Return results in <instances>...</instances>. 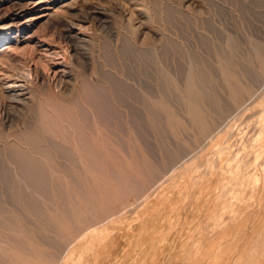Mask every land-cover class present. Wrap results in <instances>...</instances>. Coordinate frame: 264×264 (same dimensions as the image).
<instances>
[{
  "label": "rangeland",
  "instance_id": "374dc122",
  "mask_svg": "<svg viewBox=\"0 0 264 264\" xmlns=\"http://www.w3.org/2000/svg\"><path fill=\"white\" fill-rule=\"evenodd\" d=\"M114 1L110 8L107 7L109 9H106L104 21L92 25L96 35H93L91 45L85 47L86 55L82 62L84 65L86 63L85 67L89 72L97 71L99 75H104L113 82L115 81L109 70H123L130 79L132 88L124 90L115 85L116 91L107 92L86 83L83 98L92 103V107H89L91 112L78 106L80 123L73 117L75 124H80L78 128L82 129L77 128L78 132H83L85 128V134L89 132V128H95L100 133L102 131V139L106 140V143L111 142L110 144L115 146L114 150L109 148L100 153L87 147V150H90L84 152L88 154L83 153L88 166L97 175L96 184H85L83 181L79 183L75 178L70 182L68 179L66 197L62 193L66 183L53 178L48 165L57 171L62 169L60 166L63 163L73 164L72 168H79L73 153L43 150L44 156L35 155L39 159L36 160L39 168L36 171L29 170L28 173L24 165L21 166L15 159V149L6 144L5 135L0 133V221L7 223L8 226L5 227L11 229V214L8 208L16 206L19 213L31 212L33 215L30 220L28 218V222L32 221L37 225L39 223L40 227L38 232L32 235L33 239H29L31 234L26 231L15 236V233L8 229L9 235H6L11 243L10 249L15 251L14 256H20L31 264H264V73L258 74L255 63L250 64L251 60L255 61L254 48L256 50L260 46L264 49V0H198L199 4L193 5L192 8L196 13L201 10L203 19L206 18L207 21H196V17L189 13L180 16L168 4L161 6L159 0H151L152 4L155 3L152 7L157 8V14L162 9L165 14L171 12L169 16L164 14L168 20L148 22L137 39V46L134 48L123 41V48L118 55H115L111 42L117 35L124 38V35L128 34V23L121 12L122 6L118 1ZM97 3L93 1L85 8V16L89 11L101 7ZM162 24L165 25L166 37L151 38V30ZM101 25L105 28L100 27ZM42 37L57 47L54 37L51 39L47 33ZM146 46L148 50H143ZM152 48H155V51ZM221 54L226 55L228 60L231 59L234 67L232 69L238 78L244 80L243 83L248 89L246 91L250 90L252 95L255 94L248 97L247 94L244 95L243 108L239 111L235 109V102L228 92L218 85L221 84V76L217 65ZM36 56L29 47H23V52L13 50L9 57L0 58V78L5 71L16 78L27 76L26 74L34 69L32 58L37 60ZM192 57L195 58L196 64L201 66L199 69L202 74L205 72L203 76L209 74L207 79H213L212 85L209 82L210 84L203 86L206 91L203 93L212 96L209 98L203 94L205 111L210 109V113L209 110L205 112V115L209 113V117H206L212 128V137L208 140H193L195 138L192 133L195 134L197 129H192L188 120L183 122L190 125V131L171 130L163 115L152 108L149 100L148 126L140 113L142 91L146 92L148 97H156L157 91L165 87V73L173 75L175 80L182 83L186 78L188 61ZM102 64L107 66L108 71L103 72L105 74L101 72ZM44 65L40 66L47 67ZM47 69L48 67L43 69V72L46 73ZM50 78V81L45 83L49 85L47 93L42 91L45 86L33 79L35 84L30 86L35 88V95L44 97V94L46 100H51L52 98L48 97L50 90L54 95L60 93L61 83L51 74ZM218 87H221V90ZM0 92L5 95L1 89ZM170 95L173 94L168 96L170 104L179 108L176 107L175 111L182 117L181 105L175 96ZM3 99H0V105H4L5 109H0V120L4 110L13 115L14 122L10 124L14 126V131L19 124L31 122V118L37 114L24 112L13 100ZM13 106L16 109H12ZM127 110L130 114L128 118ZM96 119L99 129L94 126ZM126 121L130 123L128 127H132L133 137L141 146L139 153H136L140 172L136 165L127 166L126 160L129 159L130 153L126 150L125 143L129 132ZM5 132L8 133V130ZM86 137L88 136L81 138L88 140L89 137ZM13 138L10 139L12 142L18 136ZM18 139L22 140V137ZM64 156L69 157L68 161ZM235 158H239L238 162ZM209 160H212L211 164ZM241 163L248 164L240 166ZM32 189H35L37 195L31 193ZM63 197L68 200L67 203H64ZM47 205L53 206V214L64 219V229L57 231L56 227L49 226L46 221L49 212L44 209ZM32 206L38 208V211H34ZM95 223L97 227H92ZM88 228L89 231H84ZM65 230L71 237L67 234L66 237ZM83 232L81 238L71 241ZM32 251L39 254L32 256ZM12 255L9 254V257ZM29 262L27 264H30ZM7 263L11 264L12 261L7 260Z\"/></svg>",
  "mask_w": 264,
  "mask_h": 264
},
{
  "label": "bare ground",
  "instance_id": "6f19581e",
  "mask_svg": "<svg viewBox=\"0 0 264 264\" xmlns=\"http://www.w3.org/2000/svg\"><path fill=\"white\" fill-rule=\"evenodd\" d=\"M93 1L98 2L97 4L101 7L95 8L94 11H89L87 13V15L85 16V13H84V11H86L85 8H87L90 4H92ZM115 1H118L117 3L122 6L121 12L124 13L123 17L125 18V20L128 23V25H127L128 34H125L124 38L121 35H117V37L114 39V41L112 40V42H111V45L114 48L115 55H118L119 52L121 51V49L123 48L122 47L123 45H121V42H123V41H124V43L128 42L129 46H132L135 48V46H137V39L143 33L144 28L147 26L148 22L166 21L168 19L165 18V16L166 15L169 16V14H171V12H169V14H167V13L165 14V11L163 9L161 10V12H158L159 14H157L155 12L156 7L154 6L155 7L154 9L152 7L153 4L155 5V3L152 4L151 0H115ZM115 1H114V3H115ZM159 1L161 3V6L168 4V6H171L174 9V12H176L180 16H183L185 14L188 15V13H189V14L196 17V21H207V20H205L206 18L203 19L201 10L200 11L198 10L196 13V11L194 12V9L192 8L193 5L199 4L198 0H177V1L159 0ZM111 4H113V0L112 1L111 0H0V14L2 13V15L0 16V58L9 57L10 53L13 50L14 51L19 50V52H20V50H22V52H23V47L31 48L32 53L33 54L35 53V56H36V53H38V56H36L37 60L32 58V60H34L33 62L35 63L34 69L30 70V72L28 74H26L27 76L23 75L21 77L16 78V77L10 76L9 73L7 71H5L2 74V77L0 78V89L2 90V93H4L6 95V96L4 95L5 96L4 97L0 92V96L2 95L3 98H5V99H3L0 97V99H3V101L6 100L7 98L10 100H13L16 103V106H18L20 108V110L22 109V111H24V112L30 111L29 113H31V114L32 113H37V114H35L34 117L31 118V122L19 124L18 125L19 128L17 127V130L14 131V130H12V128L14 126L12 124H10V122L11 123L14 122V121H12L13 115L11 116V114H9L8 112H6L4 110L3 111L4 114L2 115L3 117L0 120V133L1 134L3 133L5 135L4 138L6 140V144L9 146L11 145V147L15 149V152H14L15 157H16L15 159H17L19 161V163H21L20 164L21 166L24 165L25 171L28 170V173H29V170H35L36 171L39 168V167H37V161H36L38 159V157H36L35 155L37 154L38 156H40V155L44 156V154L42 153L43 150L53 149V150H58L61 153L62 152L73 153L74 157H75L74 159L76 160V163L79 164L78 165L79 168H76L75 166H74V168H72L73 164L72 165L68 164L69 166L67 164L65 165L64 163L62 164V161L60 163V164H62L60 166V167H62V169H60V167H59L58 169H60V170H58V171H57V169L53 170V167L51 168L48 165V168L51 169L50 170L51 176L53 178H58V179H60V181L62 180V181H64V183H66L65 188L62 190V191H64V192H62L64 195L68 194V193H65L68 189L67 188L68 179L71 182V180H73V178H75V179L79 180L78 181L79 183L83 181L82 183L86 182L88 184H90L91 182L95 183V180L97 179V175L93 172V170L90 169V167L87 164V160L84 156V153H85L84 151L90 150V149L87 150V147L91 148V150H93L95 152H100V153L106 152L109 148H112L114 150L113 147H115L114 145L110 144L111 142L106 143L107 141L102 139L104 133L101 131V129H100V131L103 134H101L95 128L94 129L91 128V130H90L89 127H88L89 132H87L88 134L84 133L85 129H87V128L84 129V127H83V129H84L83 132L82 131L78 132V129L82 130V129H80V127L78 128V126H80V124L79 125L75 124V122L73 120V117H76V120L78 119L77 122H79V117L77 115L78 106L80 108L84 109L85 111H88V112H91V110H90L91 108H89V107L90 106L92 107V105H91L92 103L91 104L88 103V101H85V98H83V95H84L83 92L85 90V88H84L85 84L88 83L92 87H96V88L101 89L102 91L105 90L107 92H112V90H115V85L120 86L121 89H124V90L125 89L128 90V89L132 88V83H131L130 79L126 76L127 74L126 75L124 74L122 69H121L122 70L121 72L118 70H114V71L109 70V73L113 75L114 81L116 82V84H115V82H113L111 79H108L106 76L99 75L97 73V71L89 72L88 69L85 67L86 63L84 65L83 64L84 62H82V58H84L86 55V53L84 52L85 47L89 46V44L91 43V41L93 39V35L94 34L96 35L94 26H92V25L95 24L96 22L104 21L103 19H104L105 15L107 14V10L110 8ZM168 6H166V7H168ZM107 7H109V8H107ZM110 11H111V9H110ZM110 13H112V12H110ZM80 14H81V16H80ZM164 14H165V16H164ZM100 24H102V23H100ZM90 26H92V27H90ZM100 27L105 28V26H102V25ZM29 29L30 30L32 29V30L30 31ZM46 33H47L48 37H51V39H53V37L56 39L54 41V43L55 44L57 43V47L53 46L54 44L52 45L43 39L42 35L44 36V34H46ZM39 35H41L40 38H36ZM159 36H162V37L165 36V25L164 24H162V26H156L150 32L151 38L156 39ZM227 49H228V44H227ZM262 49L263 48H261L260 46L257 47L256 50L254 48V54L256 53L255 61L251 60V62H250V64L255 63V70L259 72L258 74H260L262 72L264 73V53H263L264 49L263 50ZM141 50H142V48H141ZM143 50H148L147 46H146V49L143 48ZM152 50L155 51V48H152ZM41 53H43V54H41ZM146 53H147V51H146ZM194 59L195 58L192 57V58H190V60L188 59L189 61L187 60L188 61V67H187L186 78H185V80H183L182 83L178 82V80H175L173 75L171 76L170 74L165 73V76H164L165 87H162L159 91H157L156 97H153V96L148 97V94H146V92L142 91L141 94L143 97V102L141 104L142 108H141L140 113L143 116L145 124H147L146 126H148V100H149L151 102L152 108H154L155 111H157V112L159 111L163 115L164 120L168 122L171 130H179V129H181V130L182 129H188L189 130L190 129L189 126L191 125L192 129H197V132L195 134L191 132L193 134L192 135L193 138H195L193 140H195V141H198V140L200 141L202 139L208 140L212 137V128L209 125V123H211V122H209V120L207 119V117H209L207 115L210 113V109H208L209 111L208 110L205 111V108L203 105V100L205 97L203 94H206V93H203V91L205 90V89L203 90V86L207 85L209 82L211 83L213 79L212 80L207 79V78H209V74H208V76H207V74H205L206 77L203 76V74L205 72L202 74L201 69H199L201 66L199 67V65L196 64ZM230 60H231L230 58H229V60L227 59L226 55H224V54L220 55V59L218 61L217 66H218V69L220 71L221 77L219 80H220L221 84L218 83V85L222 86V88H223L222 90H225L226 92H228L230 98L235 102V104H234L235 109L239 111L241 108H243L242 107L243 106V100L245 99L244 95L247 94L246 96L248 97V96L252 95L253 93L251 94V92H249L250 90L246 91L247 88L245 87V85L243 83L244 80L242 78H241L242 79L241 80L235 74V72H234L235 70L233 71V69H232L234 67H232L233 65L231 64ZM197 61H199V60H197ZM44 64L48 67V69H47L48 71L45 70V71H47L46 73L43 72V69L47 68V67H45ZM40 65H44L45 68H42ZM200 65H202V64H200ZM252 66L253 65H251V67ZM235 67H236V65H235ZM106 71H108L107 66L105 64H102L101 72L106 73ZM48 72H49V74H48ZM105 73H103V74H105ZM50 74L53 76V78H56L57 81L61 83V87H60L61 90H59L60 93L58 95L51 94L52 93L51 90L49 92V95L47 94L48 97H50L54 100H52V99L46 100L47 98H44L45 97L44 94H43L44 97H39V95H35V90H33L34 87L30 86V85L35 84L33 82V79H34L37 81L36 83L40 82L42 85L45 86V88L43 90L42 89L41 90L44 93H47L49 90V88L47 89V87L49 85L45 84V83L50 81V79H51ZM210 75H211V73H210ZM52 84L53 83H51V85ZM211 85H212V83H211ZM40 87L41 86H39V88ZM209 87H211V86H209ZM39 88H38V90H39ZM218 88H220V90H221V87H218ZM51 89H52V87H51ZM115 91L113 92L114 94H115ZM210 91H211V89H210ZM204 92H206V91H204ZM113 93H112V95H113ZM169 94H173L170 96L171 97L175 96L177 102L179 103V105H181L182 109H180V110L183 112L182 117H180V115H178V113L175 111L177 106H175V108H174L173 104L172 105L170 104L169 99H168ZM254 95H252V96H254ZM110 96H111V94H110ZM210 97H212V96H210ZM88 104H90V105H88ZM14 106L12 107V109L17 108L16 106H15L16 108ZM9 107H10V105H9ZM1 108H4V105H3V107L0 105V109ZM10 110H11V108H10ZM207 111L209 113H206L207 115H205V112H207ZM262 112H263V110H262ZM92 113L94 114V111ZM241 113H243V112L241 111ZM38 114H40V115H38ZM259 114H260V112H259ZM128 115H130V114L127 110V118H128ZM240 115H242V114H240ZM93 117H94V115H93ZM95 118H96V116H95ZM184 120H186V121L188 120L190 125L189 126L186 125L187 123L185 124L183 122ZM93 121H94V119H93ZM126 122H127V127H128L130 123L128 121H126ZM238 123H240V122H238ZM249 125H251V124H249ZM262 125H263V122H262ZM94 126L96 128L98 127L97 119H96V124H94ZM94 126H92V127H94ZM5 129L8 130V133L5 132V131H7ZM98 129H99V127H98ZM146 129H148V128L146 127ZM127 131H129V132H128V137H126L127 139L125 138L126 139L125 143H126V147H127L126 150L128 149V152L130 153V157L128 156L129 159L126 160L127 166L136 165L135 167H137L138 172H140V169H139L140 168L139 167L140 162H139V158L137 157L136 153L138 150H140L139 148L141 146H140L139 142H137L138 140L135 137H133V132H132L131 126L127 128ZM186 132H187V130H186ZM261 132H263L262 129H261ZM60 134H62L61 135L62 137H60ZM85 135H87L89 137L88 140H83L81 138L82 136H85ZM258 135H260V134H258ZM17 136H18V138L22 137V140L18 139ZM12 137H14V138L16 137L17 139L15 138L16 140H14V142H12L10 140V139H12ZM88 137H86V139ZM248 139H250V138L248 137ZM22 141H24V143ZM251 150H252V148H251ZM217 151H218V149H217ZM222 151H223V149H222ZM138 153H139V151H138ZM33 154L35 157L33 156ZM91 155L94 156L93 153ZM213 156H214V154H213ZM66 157L64 156L63 158H66ZM214 157H217V156H214ZM68 158L69 157H67V159H66L67 161H68ZM122 158H124V156ZM52 159H53V157H52ZM211 159H213V158H211ZM236 159L238 162L239 158H235V161H236ZM211 161L212 160L208 161L209 164H211ZM240 161H239V164H240ZM143 162L144 161H142V164H143ZM241 162H243V161H241ZM70 163H72V162H70ZM248 163H246V164H248ZM242 164H245V163H241L240 166H243ZM24 167H22V168H24ZM135 167H134V169H135ZM237 167H239V166H237ZM241 168L243 169V167H241ZM50 171H49V173L46 171V173H48L50 175ZM135 174H137V173H135ZM142 174L143 173H141V175ZM20 175H21V173H20ZM49 175H48V177H49ZM133 175H134V172H133ZM163 178H164V176H163ZM164 179H166V178H164ZM165 181H164V183H165ZM68 185H69V183H68ZM94 185H93V187H94ZM152 189H153V187L151 188V191H152ZM34 190L32 189L31 193L33 195H35V194L37 195L36 191H34ZM89 190H90V188H89ZM85 191H86V189H85ZM17 196H22V195H17ZM64 197H63V199L65 200L64 203H67L68 200ZM137 197H139V196H137ZM36 199H38V198H36ZM66 200H67V202H66ZM32 202H33V199H32ZM92 202H94V200ZM36 205L37 204H35V206ZM137 205H135V207ZM62 206H63V208H65L64 205H62ZM100 206H101V204H100ZM15 207H9L8 208V210H9L8 212L11 214V218H10L11 219V225H9L11 229H9V227L6 228L8 226V225H6L7 223L5 224L4 221H0V264H6L7 260H9V261L11 260L12 263L14 262L15 264H17V263L18 264H27L29 262V261L27 262L25 259H23L20 256L19 257L14 256V255H16L15 251L10 249L11 243H10V240L8 239V237L6 235V233L9 235V232L7 231L8 229L12 230L15 233L14 234L15 236H17L18 233H23L26 231L27 233L31 234V236L29 235V239H30V238H32V235L34 236L36 234L35 232H38L37 230L40 228L39 223L37 225V224L33 223L32 221L28 222L30 220V217H32V215H33V214L32 215L30 214L31 212L19 213V212H17V207L16 208ZM44 207H45L44 209L47 212H49L48 213L49 216H47V218L48 217L49 218H48V220H46L47 223L49 224V226L51 225V227H53V228L56 227L57 231H59L58 229H64V227H65L64 222L65 221L63 218L58 217L52 213L51 207H53V206L50 207L47 205ZM76 207H78V206H76ZM137 207H139V206H137ZM32 208L34 211H36V210L38 211V208H35L34 206H32ZM55 209H57V208H55ZM66 209L68 211V208H66ZM94 209H96V208H94ZM57 210L60 211V209H57ZM71 210H73V207ZM103 210H105V209H103ZM57 215H59V214H57ZM60 216H62V215H60ZM28 218H29V220H28ZM38 219H40V218H38ZM101 219H103V218H101ZM106 220H103V221H106ZM95 222H97V221L95 220ZM101 223H103V222L101 221ZM5 225H6V227H5ZM11 226H13V228ZM49 226H47V227H49ZM93 226L97 227V224L95 223L94 225H92V227ZM89 228H88V230H84V231H89ZM68 229H67V231H68ZM44 232H46V231H44ZM27 233H26V235H28ZM57 233H59V232H57ZM66 234L69 235L68 232L65 233V235ZM83 234H84V232L79 234V235L77 234V236L75 238H72L71 241L78 240L79 238H81L83 236ZM67 235H66V237H67ZM69 236H68V238H69ZM14 241H15V239H14ZM68 244H70V243H68ZM68 247H70V246H68ZM32 249L35 250L33 245H32ZM66 250H68V248ZM31 253H34V252L32 251ZM9 254H13L12 256H14V257H12V256L9 257ZM26 254H29V253H26ZM36 254H39V253L37 252V253L31 254V255L35 256ZM40 256H42V255H40ZM34 259H35V257H34ZM42 259H44V258H42ZM36 261H38V260H36ZM32 263H33V261H32ZM38 264H40V263H38ZM250 264H252V263H250Z\"/></svg>",
  "mask_w": 264,
  "mask_h": 264
}]
</instances>
